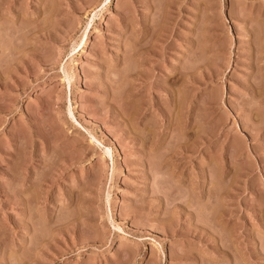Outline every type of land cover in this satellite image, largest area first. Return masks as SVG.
I'll return each instance as SVG.
<instances>
[{
    "label": "rangeland",
    "instance_id": "rangeland-1",
    "mask_svg": "<svg viewBox=\"0 0 264 264\" xmlns=\"http://www.w3.org/2000/svg\"><path fill=\"white\" fill-rule=\"evenodd\" d=\"M0 264H264V0H0Z\"/></svg>",
    "mask_w": 264,
    "mask_h": 264
}]
</instances>
